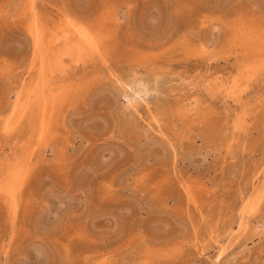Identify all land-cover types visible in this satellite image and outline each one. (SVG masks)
I'll use <instances>...</instances> for the list:
<instances>
[{
  "label": "rangeland",
  "instance_id": "obj_1",
  "mask_svg": "<svg viewBox=\"0 0 264 264\" xmlns=\"http://www.w3.org/2000/svg\"><path fill=\"white\" fill-rule=\"evenodd\" d=\"M263 31L264 0H0V264H264Z\"/></svg>",
  "mask_w": 264,
  "mask_h": 264
},
{
  "label": "bare ground",
  "instance_id": "obj_2",
  "mask_svg": "<svg viewBox=\"0 0 264 264\" xmlns=\"http://www.w3.org/2000/svg\"><path fill=\"white\" fill-rule=\"evenodd\" d=\"M35 5V4H34ZM33 9H34V6H33ZM34 13H35V11H34ZM33 17V16H32ZM238 17V16H237ZM33 19H34V17H33ZM100 19V18H99ZM36 20V19H35ZM38 20V19H37ZM39 21V20H38ZM41 21V20H40ZM39 21V22H40ZM93 21V20H92ZM95 21V20H94ZM98 21H100V20H98ZM104 21V20H103ZM33 21H31V23H32ZM37 22V21H36ZM96 22V21H95ZM101 22V21H100ZM106 22V21H105ZM104 22V23H105ZM35 23V22H34ZM41 23V22H40ZM80 23V22H79ZM97 23V22H96ZM30 24V23H29ZM33 24V23H32ZM38 24V23H37ZM91 23H88V25H90ZM93 24H95V23H93ZM107 24V23H106ZM36 25V24H35ZM81 25H84L83 23L81 24ZM99 25V24H98ZM32 26V25H31ZM36 26H38V25H36ZM39 26H41V25H39ZM94 26V25H93ZM92 25H91V27L89 26V27H87V26H72V27H68V28H66V29H64V30H62V32H60L59 31V34H58V38H57V40H56V43H58V44H61V46L63 45V49H64V52L61 54V58H57L56 60H54V59H50V67H49V69L47 68L46 69V74L47 73H53V70L56 68V66H59L60 67V65L64 62V58L65 57H70V58H75L76 59V61L77 62H79V61H85L86 59H90V58H92V57H94V55H98V56H101L102 55V50H101V45L102 44H104V42H102V40H103V38L101 37V35H103V36H106V35H104L105 34V32H107V29H106V31L103 33V32H101V33H99L98 31H96V30H93L94 29V27H93ZM95 26H96V24H95ZM103 26V25H102ZM101 25L99 26V29L101 30V28L100 27H102ZM108 26V25H107ZM242 26H246L245 24L244 25H242ZM59 27V26H58ZM57 27V28H58ZM93 27V28H92ZM97 27V26H96ZM105 28H107L106 26H104ZM29 28V27H28ZM39 28V27H38ZM42 28V27H41ZM92 28V29H91ZM238 28V27H237ZM239 28H241V27H239ZM242 28H244V27H242ZM246 28V27H245ZM244 28V29H245ZM104 28H102V30H103ZM33 30H35V29H33ZM42 30H43V28H42ZM101 30V31H102ZM105 30V29H104ZM109 30H111V29H109ZM248 30H249V28H248ZM256 30V29H255ZM29 31V30H28ZM37 31V30H36ZM55 31H56V29H55ZM37 32H40V28H39V30L37 31ZM36 32V33H37ZM54 32V31H53ZM58 32V31H57ZM237 32V31H236ZM61 33V34H60ZM238 33H240V32H238ZM237 33V34H238ZM242 33H244L243 31H242ZM241 33V34H242ZM245 33L247 34V32H246V30H245ZM261 33V32H260ZM263 34H264V31L262 32ZM32 34V33H31ZM53 34V33H52ZM109 34V33H108ZM107 34V35H108ZM234 34H235V31H234ZM236 34V35H237ZM249 34V33H248ZM254 35V36H251V35ZM34 35V34H33ZM245 35V34H244ZM31 36V35H30ZM44 35L42 34V37H43ZM234 36V35H233ZM251 36V37H250ZM250 38H248V37H246L245 36V38L246 39H250L251 40V38L253 37V38H255L256 39V37H258V36H256L255 37V34L254 33H250ZM38 37V36H37ZM41 37V36H40ZM106 37H108V36H106ZM109 37H111V36H109ZM236 37V36H235ZM234 37V38H235ZM238 37V36H237ZM244 36H242V38H243ZM261 37V36H260ZM259 37V38H260ZM263 37V36H262ZM262 37H261V39H262ZM35 38V37H34ZM53 38V37H52ZM51 38V39H52ZM55 38V37H54ZM233 38V39H234ZM258 38V39H259ZM264 38V37H263ZM45 39V38H44ZM107 39V38H106ZM110 39H112V38H110ZM41 40V39H40ZM235 40H237V39H235ZM240 42H242L243 43V41H241L242 39L241 38H239L238 39ZM244 40V39H243ZM250 40H248V41H246V40H244L245 42H250V43H248L247 45L248 46H251V48L253 47V46H255L257 43L258 44H260V43H263V42H261L260 41V43L259 42H257L256 44H255V41H254V44H253V42L252 41H250ZM260 40V39H259ZM218 41V40H217ZM233 41V40H232ZM262 41H263V39H262ZM41 42H42V40H41ZM50 41H48V43H49ZM55 42V41H54ZM53 42V43H54ZM240 42H238V43H240ZM37 43V42H36ZM40 43V42H39ZM39 43H38V45H39ZM43 43V42H42ZM46 43H47V41H46ZM55 43V44H56ZM111 43V42H110ZM253 45H252V44ZM44 44V43H43ZM51 44H52V41H51ZM234 44V43H233ZM241 44V43H240ZM239 44V45H240ZM251 44V45H250ZM264 44V43H263ZM35 45V44H34ZM49 45V44H48ZM238 44H237V46H239ZM242 45H244V43L242 44ZM40 46V45H39ZM58 46V45H57ZM104 45H102V47H103ZM256 46H259V45H256ZM255 46V47H256ZM53 47V46H52ZM60 47V46H59ZM58 47V48H59ZM60 48H62V47H60ZM59 48V49H60ZM107 48V47H106ZM260 48V50L262 49L261 47H259ZM264 48V47H263ZM253 49V48H252ZM258 49V48H257ZM35 50V49H34ZM254 50V49H253ZM256 50V49H255ZM259 50V49H258ZM263 50V49H262ZM36 51V50H35ZM40 51V50H39ZM52 51H53V48H52ZM58 51H60V50H58ZM106 51V50H105ZM108 51H109V49H108ZM257 51V50H256ZM255 51V53H257ZM37 52V51H36ZM57 52V51H56ZM244 52V51H243ZM261 52V51H260ZM38 53V52H37ZM42 53V52H41ZM51 53V52H50ZM107 53V52H106ZM206 53V52H205ZM254 53V54H255ZM104 54V53H103ZM47 55V54H46ZM45 55V56H46ZM51 55V54H50ZM37 56V55H36ZM39 56V55H38ZM52 56V55H51ZM59 57H60V55H59ZM62 57H64V58H62ZM106 57H108V56H106ZM38 58V57H37ZM39 58H41V56H39ZM47 58H49L48 56H46V59ZM104 58V57H103ZM44 59V58H43ZM58 59H60V61L58 60ZM64 59V60H63ZM68 59V58H67ZM94 59V58H93ZM100 59V58H99ZM58 60V61H57ZM98 60V59H97ZM106 60H107V58H106ZM261 60V59H260ZM69 61V60H68ZM101 61H104V60H101ZM257 62H259L258 60H256ZM38 62V61H37ZM46 62H48V60L46 61ZM66 62V61H65ZM74 62V61H73ZM106 62V61H105ZM253 63V62H252ZM255 63V62H254ZM256 64H258V63H256ZM264 65V64H263ZM262 65V66H263ZM46 66V65H45ZM47 66H48V64H47ZM253 66V65H252ZM256 66H258V65H256ZM247 66H245V68H246ZM255 67V66H254ZM248 68V67H247ZM249 68H251L250 67V65H249ZM256 68V67H255ZM260 67H258V69H259ZM41 69H42V67H41ZM45 69V68H44ZM257 69V70H258ZM263 69H264V66H263ZM68 70V69H67ZM245 70H247L248 71V69H245ZM254 70V69H253ZM256 70V71H257ZM255 71V72H256ZM245 72V71H244ZM250 72V71H249ZM253 72V71H252ZM57 73V72H56ZM254 73V72H253ZM255 74V73H254ZM40 75H41V73H40ZM241 75V74H240ZM42 76V75H41ZM49 81H46L45 82V85H47V83H48ZM237 84H239V82H237ZM37 86V85H36ZM236 87V86H235ZM231 88H233V87H231ZM230 88V90H228V91H232V90H234V89H231ZM39 89V88H38ZM236 90V89H235ZM234 90V91H235ZM245 90V89H244ZM32 91V90H31ZM237 91V90H236ZM235 91V92H236ZM38 92V91H37ZM227 92V91H226ZM233 93L234 95L237 93ZM229 93V92H228ZM232 94V93H231ZM230 95V94H229ZM233 95V96H234ZM69 96V95H68ZM232 96V95H231ZM230 98V97H229ZM20 100H21V98H20ZM46 103L44 104V108H43V128L45 129L46 127H47V124L49 123V117L51 116V112H52V109H53V105H54V100L53 99H51L50 97L48 98H46ZM248 101V100H247ZM190 102V101H189ZM244 102V101H243ZM228 104V103H227ZM240 104H241V102H240ZM18 105H19V103H18ZM31 105V104H30ZM30 105H29V107H30ZM230 105V104H229ZM228 105V106H229ZM26 106V105H25ZM25 106H24V109H26L25 108ZM15 107V106H14ZM247 107V106H246ZM40 108V107H39ZM18 109V108H17ZM19 110V109H18ZM16 111V110H15ZM25 111V110H24ZM24 111H22L23 113H25ZM264 111V110H263ZM30 112V111H29ZM28 112V113H29ZM164 112V111H163ZM262 112V111H261ZM27 112H26V116H29V114H28ZM22 114V113H21ZM28 114V115H27ZM23 115V114H22ZM22 115H20V116H22ZM31 115V114H30ZM34 115V114H33ZM235 115V114H234ZM24 116V115H23ZM25 116V117H26ZM35 116V115H34ZM31 117V116H30ZM21 118V117H20ZM23 119H24V117H23ZM250 119V118H249ZM21 120V119H20ZM35 120H37V119H35ZM39 121V120H38ZM16 122H17V120H16ZM9 124H10V121H9ZM35 124H37V123H35ZM16 125V124H15ZM39 126V125H38ZM49 126V125H48ZM16 127V126H15ZM15 127H14V129H15ZM221 127V126H220ZM40 128V127H39ZM38 128V129H39ZM6 129H7V127H6ZM8 130V129H7ZM10 130V129H9ZM26 130V129H25ZM4 131H6V130H4ZM40 131V130H39ZM8 132V131H7ZM7 132H6V134H7ZM11 132V131H10ZM40 133V132H39ZM236 133V132H235ZM23 134V133H22ZM46 135H47V133H46ZM39 136H41L40 134H39ZM3 137V136H2ZM40 138V137H39ZM219 138V137H218ZM48 141V140H47ZM20 142V141H19ZM224 142V141H223ZM41 143V142H40ZM42 143H43V141H42ZM227 143V142H226ZM19 144V143H18ZM27 145V144H26ZM29 145V144H28ZM23 146H25V145H23ZM27 147V146H26ZM25 149V148H24ZM26 150V149H25ZM23 151V150H22ZM28 151V150H27ZM30 154V153H29ZM28 154V155H29ZM33 155V154H32ZM32 155L30 154L28 157H32ZM28 157H26V158H28ZM30 159V158H29ZM32 159V158H31ZM30 159V160H31ZM30 160H28V161H30ZM21 161H22V159H21ZM25 161V160H24ZM17 162H19V161H17ZM26 162L27 161H25V164H26ZM19 163H21V162H19ZM19 163L17 164V165H19ZM22 163H24V162H22ZM15 164V163H14ZM29 164V163H28ZM27 165V164H26ZM16 166V165H15ZM20 166V165H19ZM24 166V165H23ZM23 166H21V168L23 169ZM29 166V165H28ZM27 166V167H28ZM14 167V166H13ZM17 167V166H16ZM8 169H9V167H8ZM16 169V168H15ZM10 170H11V167H10ZM26 170V168L24 169V171ZM28 170V169H27ZM14 171V170H13ZM7 172V171H6ZM22 170H15L14 172H13V175H12V179H11V182H9L10 184H9V187H7V188H9L8 189V191H10V192H14L15 190H17L16 189V187H17V184H19L20 183V180L21 179H19L20 178V176H22ZM5 175V174H4ZM7 176V175H6ZM5 176V177H6ZM8 177V176H7ZM3 179H5V178H3ZM24 179V178H23ZM22 179V180H23ZM1 180V179H0ZM24 181V180H23ZM8 182V181H7ZM193 182V181H192ZM254 182V181H253ZM3 183H6V182H3ZM198 184V183H197ZM5 185V184H4ZM7 185V184H6ZM20 185V184H19ZM21 186V185H20ZM5 188V187H4ZM251 188V187H250ZM20 189V188H19ZM18 192V191H17ZM3 194V193H2ZM4 195H5V193H4ZM6 196V195H5ZM17 196H18V194H17ZM11 197H14V195L11 193ZM192 198V197H191ZM247 198V197H246ZM249 198V197H248ZM11 201V200H10ZM264 201V190H262L261 189V191H259L256 195H254V197L253 198H250V200L248 199V203H247V205L245 206V210L243 211L244 212V214H243V216L244 215H253L254 213H256L259 209H260V207L262 206L261 204H262V202ZM12 202V201H11ZM17 202H18V200H17ZM245 202V201H244ZM244 202H242V203H244ZM17 204V203H16ZM246 204V203H245ZM10 205V204H9ZM244 208V207H243ZM11 209V208H10ZM250 215H249V217H250ZM15 216V215H14ZM247 218V217H246ZM242 220V219H241ZM247 220V219H246ZM245 220V221H246ZM243 221V220H242ZM10 223V222H9ZM241 225H243L242 224V222H241ZM211 227V226H210ZM243 227V226H242ZM244 227H246V225L244 226ZM239 228V227H238ZM242 229V228H241ZM213 230V229H212ZM240 230V229H239ZM239 232V231H238ZM240 232H241V230H240ZM221 234V233H220ZM219 234V235H220ZM225 234V233H224ZM239 234V233H238ZM234 236V235H233ZM237 237V236H236ZM240 237H241V235H240ZM239 237V238H240ZM233 243V242H232ZM220 245V244H219ZM223 248V247H222ZM221 248V249H222ZM225 251L227 250V249H224ZM222 251V250H221ZM220 253V252H219ZM222 255V254H221ZM219 257H221V256H219ZM104 261V260H103ZM107 262V261H106Z\"/></svg>",
  "mask_w": 264,
  "mask_h": 264
}]
</instances>
